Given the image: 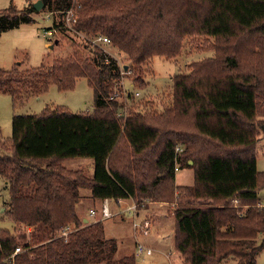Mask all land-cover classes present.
Here are the masks:
<instances>
[{
  "label": "trees",
  "instance_id": "16d2710c",
  "mask_svg": "<svg viewBox=\"0 0 264 264\" xmlns=\"http://www.w3.org/2000/svg\"><path fill=\"white\" fill-rule=\"evenodd\" d=\"M35 1L0 10V35L31 23ZM46 6L45 29L80 35L81 43L51 64L0 69V93L15 105L51 85L71 90L85 78L93 110L56 107L12 117L10 137L0 139V177L14 228L0 230V264H136L129 240L108 236L100 220L82 223L80 189L101 202L172 204L174 249L194 264H255L264 247L258 199L264 172L256 168L264 134V121L256 120L264 117V0H47ZM72 7L76 22L67 28L63 12ZM98 37L109 42L92 44ZM195 37L213 39L212 56L171 78L165 109L135 110L141 105L132 91L128 106L112 97L129 77L106 46L125 54L124 66L144 89L149 61L179 57L184 41ZM79 157L92 159V177L63 166ZM176 165L193 170L191 185H176Z\"/></svg>",
  "mask_w": 264,
  "mask_h": 264
},
{
  "label": "rangeland",
  "instance_id": "374dc122",
  "mask_svg": "<svg viewBox=\"0 0 264 264\" xmlns=\"http://www.w3.org/2000/svg\"><path fill=\"white\" fill-rule=\"evenodd\" d=\"M27 1L0 0V10L8 8L11 5L17 9H23ZM32 18L33 21L31 23L20 24L17 28L6 30L0 35V69L9 70L16 63H20L22 68L37 67L42 63L51 64L55 59L67 57L74 49V46L81 43L82 37L80 35H72L68 32H57L51 40L43 38L44 28L51 26V14L47 11V6H43L38 12L35 11L32 14ZM55 40H57L56 43ZM212 43L213 39L195 37L194 39L184 41L181 54L173 60L153 57L148 64L151 72H148L149 76L146 77L147 87L144 89L136 88L133 74L125 68L126 66L124 65L128 63L125 54L118 52L111 46H106V49L111 56L118 60L119 65L123 66L121 68L122 72H127L126 74L129 78L122 79L125 90L134 93L139 92L140 94L134 97L137 99L136 101H140L139 105L141 106L135 105L134 109L137 111L143 109L157 113L171 104V78L174 75L187 72L190 63L212 56V51L207 50V47ZM46 44L52 45V48L47 47ZM118 99L123 100L125 105H129L125 97L120 96ZM56 107L64 108L74 114L92 112L93 92L86 79H77L74 87L68 91H59L55 85H51L47 92L37 97L31 96L20 102L17 101L15 105L10 95L0 93V139L3 140L10 137L11 121L14 115L40 113ZM260 143L262 145V152L257 158L256 168L258 171L264 172V134ZM92 162V159L89 157H79L67 160L63 166L68 170H75L78 169V166H81V168H84L82 172L88 177L87 173L90 172L91 168L89 167V163L91 165ZM175 182L176 185H191L193 183V170L190 168L179 169L175 172ZM83 191L87 193L88 189ZM258 199L264 205V186L258 189ZM8 201V189L5 186V181L0 177V230L11 231L14 228L13 222L9 216L5 215L4 211H1L7 207ZM109 202L110 211L112 210L111 217L102 221L103 225H105L106 233L108 236H114L124 242L129 240L131 242V251L135 254L134 246L136 240L132 235L131 216L124 213V210H126L131 202L129 200H123L120 204L113 200ZM101 205V201L92 199L91 196L83 199L85 216L89 220H92L93 218L87 215L89 208H94L101 213ZM172 208V204L158 206L151 202H146L140 207V214L146 216V220L150 223L151 227L150 233L147 236H138L139 241L151 248L153 253L151 256L143 259L137 257L135 254L136 264H188L182 262L183 260H178L179 256L177 258L173 257V255L169 256V261L165 256V254L169 253L167 251L171 249V246H165L164 241L167 239L171 240V245L173 241V230L169 229V222L173 221V217L171 216ZM77 211L79 212V209ZM166 214L171 216L172 219H168L165 216ZM126 220L129 223L127 222V225L125 224V227L121 230L115 231L113 229L112 225L114 223L119 224L124 221L126 222ZM161 222H163L162 226L160 225ZM125 245L123 244V246ZM255 264H264V247L258 254Z\"/></svg>",
  "mask_w": 264,
  "mask_h": 264
},
{
  "label": "built area",
  "instance_id": "2783aa9c",
  "mask_svg": "<svg viewBox=\"0 0 264 264\" xmlns=\"http://www.w3.org/2000/svg\"><path fill=\"white\" fill-rule=\"evenodd\" d=\"M74 3V2H73ZM63 25L64 27L71 28L72 25L76 22L75 19V13L73 7L67 10L66 12H63ZM45 29V28H44ZM56 33V30H44L43 32V38L44 39H49L51 40L53 38V35ZM109 41L105 37H98L93 40H91L92 44L95 45H100V44H105L108 43ZM123 73V72H122ZM139 92H135L134 96L137 97L139 96ZM126 97L127 96V91L123 87V80L121 79L119 90L112 96V97ZM176 150L180 151L179 148H176ZM179 170L178 165L175 166L174 171L177 172ZM117 203H122L121 199L116 200ZM146 202V201H145ZM101 218L102 220H105L107 218L111 217V211H110V204L108 200H104L101 202ZM139 207L136 203L131 201L130 205L126 208L125 211L129 213L131 216V230H132V235L134 236L136 242H135V254L139 258H145L149 257L152 255L153 250L143 244L142 242L139 241L140 236H147L150 233V223L146 220V217L140 218L138 215ZM95 211L90 210V215H94ZM64 236L67 235V232L63 233ZM139 236V237H138ZM19 249H16L15 252H18Z\"/></svg>",
  "mask_w": 264,
  "mask_h": 264
},
{
  "label": "crops",
  "instance_id": "0c3cea01",
  "mask_svg": "<svg viewBox=\"0 0 264 264\" xmlns=\"http://www.w3.org/2000/svg\"><path fill=\"white\" fill-rule=\"evenodd\" d=\"M46 46L47 47H49V45L48 44H46ZM256 120L257 121H264V117L263 116H257L256 117ZM258 143H257V146H256V155H257V158H258V156H260V153L262 152V145H261V143H260V140H262V133H260V135L258 136ZM260 143V144H259ZM67 161H65V162H63V165L66 163ZM92 165H93V162L91 163V165H90V163H89V167H91L90 168V172H88L87 173V175H88V177H92V174H93V169H92ZM75 170H84V168H81V166H78V169H75ZM83 190H86V189H80L79 190V196H80V199H79V202H78V204H77V207H76V211L79 209V212L77 211V215L82 219V223L83 224H87V223H89V222H94V221H97V220H100L101 222L102 221H105V220H107V219H109V218H107V219H105V220H102V218H101V213L100 212H98L96 209H94V208H89V210H88V212H87V215L89 216V217H91V218H93L92 220H89V218L88 217H86L85 216V210L83 209V199H87V198H89L90 197V191L88 190V192L86 193L85 191H83ZM124 200H129L130 202L132 201V200H130V199H124ZM110 200H108V202H109ZM121 201H123V199H121ZM109 204H110V202H109ZM149 205V204H148ZM154 205H158V206H167V205H169V204H166V203H159V204H154ZM147 207V206H146ZM6 210V208L5 209H3V210H1L2 212L3 211H5ZM90 210H93V211H95V213H94V215H90ZM125 211V210H124ZM111 212H112V210H111ZM124 213H126L127 215H129V213L127 212V211H125ZM142 213V212H141ZM112 215H113V213H112ZM138 215H139V217L140 218H143V217H146L145 215H141L140 214V211H138ZM130 216V215H129ZM162 216V215H161ZM168 219L169 218H171L172 219V217L171 216H168L167 214L165 215ZM97 217V218H96ZM95 218V219H94ZM129 223V221H127L126 220V222L124 221V222H122V223H119V224H113L112 226H113V229L116 231V230H121L123 227H125V224L126 223ZM162 224H163V222H161L160 223V225L162 226ZM127 225V224H126ZM173 225H174V221H170L169 222V229H172L173 230ZM110 229H112V228H110ZM106 231V230H105ZM107 234V233H106ZM164 243H165V246L166 245H170L171 246V249H169L167 252H169V253H167V254H165V256H166V258L168 259V261H169V256L171 257L172 255H173V257H175V258H177V256H179L177 259L179 260H183L182 262H185V263H188V264H194V262L192 261V259L188 256V255H186V254H183V253H180V252H178V251H176L175 249H174V244H173V241H172V245H171V240H165L164 241ZM181 257V258H180ZM171 262V261H170Z\"/></svg>",
  "mask_w": 264,
  "mask_h": 264
},
{
  "label": "water",
  "instance_id": "95a60500",
  "mask_svg": "<svg viewBox=\"0 0 264 264\" xmlns=\"http://www.w3.org/2000/svg\"><path fill=\"white\" fill-rule=\"evenodd\" d=\"M47 0H36L34 3H33V8L35 11H40L42 9V7L44 6V4L46 3ZM49 48H52V45L49 46ZM126 68V67H125ZM191 162H189L190 164Z\"/></svg>",
  "mask_w": 264,
  "mask_h": 264
}]
</instances>
